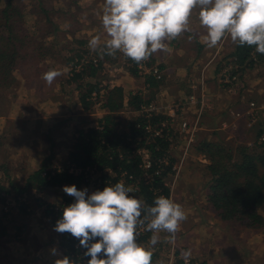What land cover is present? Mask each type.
<instances>
[{"label":"rangeland","instance_id":"374dc122","mask_svg":"<svg viewBox=\"0 0 264 264\" xmlns=\"http://www.w3.org/2000/svg\"><path fill=\"white\" fill-rule=\"evenodd\" d=\"M5 1L6 0H0V8L3 7L2 4ZM104 2L105 0H14L15 6L17 7V11L14 13L13 19L16 21L21 31L25 30L31 35V39L29 38L24 45L21 44L20 41H18V43L21 44L23 48H27L28 50L32 51L31 53L32 56L26 57L23 60L19 59L20 63L17 69L12 72V75L7 79L5 83L2 82V80L0 79V222L1 223L3 220H6L5 219L7 218L6 216H8L9 219L15 222L28 221L29 223L31 220L33 219L38 220L39 218H42L41 221L45 219L44 220L45 223L52 222L53 217L45 214L47 205L44 201H46L47 203H52V204L56 203L57 205L59 204L63 205L65 198L70 196L63 191V187L75 185V184H71V185L63 184L56 187L46 188L43 191H38L37 189H35V187L25 190L23 192L18 191L20 188H22L21 186L22 183H25L26 185L28 181L27 180L28 177H30L35 171L39 169L32 170L31 174H24V169L19 168V173H21L22 175H19V178H17L16 176L17 171L15 166H12V163L13 162L18 163L19 157L16 155L11 157V155L15 154L13 146H17V145L13 139V136L8 131L10 126L13 125V121L9 120L8 115L11 114L16 116L19 113H23L24 109L30 110L33 108H38L40 113L42 111L44 112L45 110L51 112V110L55 109V111H57L58 108H60L61 106H66L65 104H67L69 107L73 109L74 112H76V110L78 111V109L74 108L75 106L72 105L73 101L79 99L78 98L79 94L81 95L82 98L83 93L92 84H97V86L101 88L99 92H101L102 95L106 93L104 98L107 100L108 84H110L112 81L115 80L114 77L118 76L119 74H122L123 73L122 71L126 72V70L130 72L127 78H130L131 75H134L130 71V68H134L135 65L133 64V61L130 58H127L123 54L118 52L116 61L114 63L110 62L109 65L108 60L105 61L106 59L104 58V56L101 57L97 52H93L89 49L88 43L82 44L79 42V40L81 39L80 37H86L88 41L92 38L91 37L92 35L98 34L103 37L104 30L102 27V10H103ZM88 13H91L92 17L87 19L86 16L88 15ZM80 27H82V29H80ZM75 28H78V30H75ZM91 28H94L93 29L94 34L87 36V31H89ZM106 39H107L106 35L105 38H101L102 43ZM173 40L168 41L167 43L174 45ZM33 41H36V44L35 43L33 44ZM72 43H77L79 47L82 46V48L85 50L79 52L81 59L76 60V62L74 63H78L82 61L85 56H87L88 59H90L91 57H97L100 61H102L101 66H92L98 68L95 74H89L91 70L90 68L91 66H89L86 69V71L83 72V76H77L76 78L71 79L72 73H70V71L72 70L73 65H71L72 62H70L69 59L67 58L71 56L74 58L77 57V54L75 53L76 51L67 53L68 49H74L70 47V44ZM34 48H36L35 51H33ZM232 52H229V54H227V52L219 53V50H217L216 52L222 57L220 62L223 63L222 64V66H224L223 68H226L228 72L237 71L239 73V80L231 88H225L220 84L224 90L222 95H225V98L226 97L234 98L238 96L241 99H247L250 87H253V84H256L255 76H258L257 78H259V75L261 77L262 73H259V70L258 72H255L253 68L254 65L253 66L249 65L250 58L247 59L244 64H241L236 61L237 56L235 54H231ZM199 54H201V52ZM172 55H175V53H173ZM189 55L196 56L197 50L191 49V51L185 53L182 58L184 59ZM106 56L108 58V55ZM150 58L155 63L160 64L157 58L154 56V54ZM215 58L220 59L218 55H216ZM252 59L255 60L256 56L252 55ZM256 61L258 60H255V62ZM220 62L217 63L215 62L216 67L217 65H219ZM63 64H65L67 68H65ZM60 65H62V67ZM53 69L58 70L60 72L61 70H64V72H61L62 75L57 77L54 80L52 86L49 87L46 84V82L42 79V76L45 72ZM203 71L204 72L211 71L210 75H213L215 72V67H212V70L210 68L206 70L204 67L198 74L193 73L191 76H188L187 78L184 76H175V77L166 76L164 80L160 82V84L163 87H165L166 91L159 94L158 92H155L154 88H151L146 92L147 96L156 97V99L161 104H168L173 99H175L170 94L178 90L180 87H181L180 89L183 91L182 93L196 92V88H194L193 85L200 82V78L203 75L202 73ZM204 77L206 78V80H208L209 75L206 73ZM217 78L220 83V78L219 77ZM58 79H60V81H57ZM73 79L81 81V83L75 82ZM143 80L145 81V79ZM59 82L63 83V86L67 87V90L64 92L66 94L67 99H62V93H56V97L55 96L51 97L50 91L48 92L46 91L45 93L43 92L48 88H51L52 90L56 86V83ZM261 82L262 84L264 83L262 80ZM147 84L150 83L148 82ZM215 84H217V82ZM178 86L179 88L175 89V87ZM201 90H204V92H206L207 84H206V88L204 86V89L201 88ZM88 100L90 99L88 98ZM228 101L229 100H227L226 102ZM90 106L92 107V109L95 107L96 108L99 107L92 105V103H90ZM194 110L195 109H192L188 113V116L193 117L195 115ZM228 110L234 119L230 123L227 122V124L230 126H235L236 121H238V119L245 118L243 116L236 117L235 115H233V111H240V110H236L235 108L233 109L229 108ZM128 115H129L128 118L134 116L132 114H128ZM245 120H246V125L251 127L248 124V120L246 118ZM238 133L240 136L241 135L245 136V134L242 132H238ZM256 136L257 135L255 133V136H253L252 141L257 140L258 137L256 138ZM76 137H77V132H75L74 134V139H76ZM217 138L218 137H216L215 134H208L206 132H202L200 135L199 134L196 135L189 156L187 157V160L181 170L180 175H174L172 170L169 172V175H164V182L165 183L168 182L169 184V186L166 185L169 190L168 198L175 200L176 195L174 196V192L175 189L177 188L176 184H178V180L180 179V176L191 175L186 179V181H184V183L188 184V186H191L190 183H198L200 187V190L198 191L199 192L207 191L206 196L208 199L210 185L212 184L211 182L212 175L208 167L211 161L208 155L200 151L199 149L202 141H205V139L206 140L208 139L209 141L210 139H212L211 141H221L223 142L225 147L229 146V147H233L234 149L238 144H246L250 147L252 146L250 145V143H248L249 139L247 140L238 139L237 141L234 140L235 142H230L227 141L228 139L224 140L218 138L217 140ZM74 142L72 146H74ZM178 150L179 149L176 148L173 151V153H175L176 159L179 156V152H180ZM233 154L236 155V152H233ZM176 159L174 158V161ZM64 160L53 162V164L47 163L46 166L51 168L57 166V168H60L61 170H66L68 168V162H72V161L70 160V157L69 159L65 161ZM5 176L7 177L5 178ZM87 187H89V185H82L81 187L76 186L78 190H85L87 189ZM45 192L47 193L46 197L43 195ZM162 196L165 197L164 194ZM138 198L140 199L141 197L138 196ZM6 199L11 201L9 205L8 203H6ZM208 205H209V209L212 210L209 203ZM23 207L26 209L27 212L26 214L23 211ZM21 208L22 210H20ZM212 212L219 217V215L215 211L212 210ZM260 213H262V215L264 216V210H260ZM192 214L193 213H186L187 215L186 222L189 219L188 216H191ZM46 217H48L49 220H47ZM226 221H228V223L230 224L229 226L230 228L235 229V230L233 229L234 235L237 237L238 235H241L242 237H248L249 234L251 233L252 229L249 230V228H247L248 226H246L244 223H239L234 220H226ZM186 222L183 221L181 223L180 230L176 235L175 244L168 243V245H170L169 249L161 248L156 250L157 251L156 253L158 254L161 251V253L159 254L160 255L159 259L156 260L157 264H163L169 261V258L166 256L169 251L173 253L175 256L173 260V264L180 263L182 259L181 251L191 250V256L198 258L199 254L197 250H194V246L191 245L195 243L196 240H194V236L191 237V235L189 234L188 224ZM54 226L55 225L51 227L52 232L55 234V237L59 240L61 239V236L63 234L54 231ZM183 228L185 229V231L183 230ZM253 228H254L253 230L256 231L257 242L258 243L264 242V227H256V228L253 227ZM204 230L205 227L202 228V231ZM191 231H193V229H191ZM151 235L152 233L147 236V241L145 242L144 245L146 248H147V244H149V240H150L149 238L151 237ZM160 235L162 238H165L167 236L166 233H161Z\"/></svg>","mask_w":264,"mask_h":264},{"label":"crops","instance_id":"0c3cea01","mask_svg":"<svg viewBox=\"0 0 264 264\" xmlns=\"http://www.w3.org/2000/svg\"><path fill=\"white\" fill-rule=\"evenodd\" d=\"M90 17H92V14L88 13L86 18L88 19ZM190 26L193 29L192 33L186 32L177 37L173 40L174 45L168 43L169 51L167 53H155L154 56L162 65L163 69L166 70H164L165 77L184 76L187 78L193 73L198 74L204 67L206 70L209 68L212 70V67H215L213 75H210L211 71H205V74L207 73L209 75L205 94L206 100L211 108L204 111L200 129L196 134L200 135L202 132L215 134L216 137L224 140L228 139L227 141L230 142H235L238 139H249L248 143H250L255 133L257 135L260 130L261 124L264 126V83L262 84L261 82V80L264 82V57L259 58L253 64L254 71L258 72L259 70V73H262V79L260 75L259 78L255 76L256 84L250 87L248 98L241 99L238 96L225 98V95H222L224 90L217 78L218 72H220L219 70H221L223 64L220 62L222 57L216 52L219 50V53L227 52L229 54V52L233 51L231 53L233 54L237 45L231 41L230 37H226L216 47H207L203 43L204 29L199 25L198 13L195 10L192 14ZM93 29L91 28L87 31V36L94 34ZM75 30H78V28H75ZM93 36L95 35L91 37ZM80 38V43H88L86 37ZM101 38H105V34ZM77 43L70 44V47L74 49H68L67 53L73 51L79 53L83 51L82 46L79 47ZM191 49L197 50V55H189L183 59L184 54L191 51ZM200 52L201 54H199ZM173 53L175 55H172ZM117 55L118 52L115 57L108 56L107 58L104 55L105 61L108 60V64L110 62L114 63ZM216 55L220 59H216ZM215 62H220L217 67ZM60 66L62 67V65ZM63 66L67 68L65 64ZM61 72H64V70H61ZM122 72V74L114 77L115 80L108 84V88L111 89L115 86L124 88L127 97L124 100V108L119 114L127 118L129 116L128 114H130L128 111H134L129 107L128 94L134 91H141L147 95V91H144L146 83L142 78L136 75H131L130 78H127L130 72L127 70L126 72ZM73 80L81 83V81L76 79ZM57 81H60V79ZM216 82L217 84H215ZM177 88L179 86L175 87V89ZM180 88L170 95L175 99H180V97L187 94L182 93L183 91ZM66 90L67 87L59 82L56 83V86L52 90L48 88L43 92L50 91L51 97H56V93H62V99H67L64 93ZM154 90L159 94L166 91L165 87L161 84L157 88H154ZM78 98L72 104L75 106L74 108L78 109L76 112L65 104L66 106H61L57 111L55 109L51 110V112L45 110L40 113L38 108L31 107L33 109H24L23 113H19L16 116L8 115L9 120L13 121V125L10 126L8 131L13 136L17 145L13 146L15 154L11 155V157L15 155L19 157L18 163H12V166L16 168L17 178H19V175H22L19 173V168L24 169V174H31L32 170H37L44 166L47 167V163L53 164V162L69 159L73 148L72 144L75 140V132L79 129H86L87 127L97 125L99 120L109 112L104 107H95L92 109L89 106L86 108L82 104L80 94ZM227 100L229 101L226 102ZM249 100L256 101L259 106L256 123L249 127L246 125L245 118H240L238 121L235 120V126L228 125L227 122L230 123L234 120L228 109L235 108L236 110L243 111L247 108ZM238 132L244 133L245 136H240ZM189 176L191 175L180 176L174 192V196L176 195L174 201L180 204L186 213H193L191 216H188L189 219L187 222L185 220V222L188 224L189 234L191 237L194 236V240H196L195 243L190 244L194 246V250H197L199 254L198 258H201L207 264H264V242H257V235L256 231L253 230L254 228L247 227L249 230L252 229L248 237H242L241 235H238V237L235 236V229L229 227L230 224L228 221L219 218L209 209L206 196L207 191L199 192L200 187L198 183H190L191 186L184 183ZM21 186L23 188L25 183H22ZM43 195L46 197L47 193L45 192ZM23 211L25 214L27 213L24 207ZM6 217V220H3L2 223L0 222V264H55L57 259L66 257L64 249L60 245V239L58 240L52 232V222L45 223V219L41 221L42 218L38 220L33 219L29 223L28 221L15 222L9 219L8 216ZM46 218L49 220L48 217ZM203 227H205L204 231H202ZM183 230L185 231L184 228ZM147 248L153 250L156 255L153 264H157L156 260L159 259L161 251L158 254L156 250L161 248L169 249L170 245H168L165 238L161 237V240L155 246H151L149 243L147 244ZM52 249L56 250L55 255L52 254ZM166 256L169 258V261L163 264H172L175 257L174 254L169 251Z\"/></svg>","mask_w":264,"mask_h":264},{"label":"clouds","instance_id":"9594fccd","mask_svg":"<svg viewBox=\"0 0 264 264\" xmlns=\"http://www.w3.org/2000/svg\"><path fill=\"white\" fill-rule=\"evenodd\" d=\"M194 10L207 47L214 48L230 37L233 43L255 46L256 52L264 54V0H105L102 27L107 39L102 43L101 36L95 35L88 47L101 57L120 52L139 64L155 53H167L168 41L192 33ZM61 75L53 69L42 79L50 87ZM63 191L75 202L63 209L54 231L78 239L86 249L84 256L90 257L87 264H152L153 250L137 242L139 229L152 233L151 246L161 240V233L167 234V243L175 244L181 223L187 219L174 200L159 196L148 205L131 195L133 188L124 182L91 195L75 185L64 186ZM51 251L56 254L55 249ZM181 256L188 264L191 250L181 251ZM55 264L73 262L64 257Z\"/></svg>","mask_w":264,"mask_h":264},{"label":"trees","instance_id":"16d2710c","mask_svg":"<svg viewBox=\"0 0 264 264\" xmlns=\"http://www.w3.org/2000/svg\"><path fill=\"white\" fill-rule=\"evenodd\" d=\"M2 6L0 8V79L5 83L12 72L17 69L20 63L19 59L23 60L32 56V51L23 48L21 45H24L29 38L31 39V35L25 30L21 31L13 19L14 13L17 11L14 0H6ZM34 43L36 44V41H33ZM76 54V58L69 57V61L73 65L70 71L72 73L71 79L83 76V72L86 71L85 69L82 71L76 70L79 62H74L81 59L80 53L77 52ZM233 54L237 56L236 61L241 64H244L250 58V66H253L255 60L264 57V54L256 52L255 46H239L238 44ZM252 55L256 56L255 60L252 59ZM101 63L102 61L99 60L98 66H101ZM133 64L135 65L134 61ZM92 66L89 74H95L98 69ZM159 67L163 69L161 64H159ZM130 71L137 76L136 67L130 68ZM146 82L150 83V88H155L160 85L161 81L153 76H148ZM100 89L97 84H92L83 93L81 101L86 108L91 103L88 100L90 94L94 91L99 92ZM126 97L123 87L108 88L104 107L109 112L99 120L103 128L91 126L87 129H79L69 157L76 166L84 169H95L103 175L101 181L97 184L96 191H102L104 187L120 182L122 179L121 173L126 172V181L137 183L136 194L131 195L137 198L140 196V199L144 200L146 204L153 205L154 200L162 193L168 198L169 190L163 182L164 175L155 177L152 182L145 179V175L140 168L141 159L132 152L133 145L136 144L137 148L146 147L152 152L153 158L158 160L163 155L167 143L160 137H148L150 134L146 133L144 129V125L148 121L153 124L156 123L157 117L133 116L132 118H124L119 114L124 108ZM144 100L145 98L140 91L128 94V104L133 110H137ZM262 133H264V126L261 124L257 137ZM199 149L206 153L211 161L208 166L212 175V184L208 193V203L211 209L224 220H234L244 223L248 227H264V216L260 213V210H264V142L256 143L251 147L246 144H238L234 149L229 146L225 147L221 141L205 139ZM233 152H236V155ZM45 168L44 166L35 171L28 178L26 185L18 191L23 192L33 187L38 191H43L46 188L63 184H75L79 187L89 184L83 173L75 174L69 170H56L55 172L49 171L44 175ZM106 169H111L117 176H111L112 174L106 172ZM129 175H132L133 179H128ZM158 190L161 191L157 192ZM44 202L48 206H46V211H48L46 214L53 217L52 223L55 225L57 220L62 218L64 208L56 209V203ZM74 202V197L68 196L65 198L64 204L69 205ZM148 233L137 237V242L142 246L145 245L147 236L151 234ZM77 243H79V240L70 233H63L60 245L64 249L66 257L70 258L73 255L75 258L77 257L79 251L76 247ZM85 251L86 249H84ZM101 258L105 257L101 256ZM155 258L156 255L153 252L152 264L155 262Z\"/></svg>","mask_w":264,"mask_h":264},{"label":"built area","instance_id":"2783aa9c","mask_svg":"<svg viewBox=\"0 0 264 264\" xmlns=\"http://www.w3.org/2000/svg\"><path fill=\"white\" fill-rule=\"evenodd\" d=\"M135 63V67L137 69V76L147 80L148 76H153L159 81H163L165 78V72L163 69L159 67L158 63H155L151 58L147 61H143L139 64ZM98 66L99 59L97 57H91L90 59L87 56L84 57L82 61L77 64L76 70L82 71L86 70L89 66ZM222 66L220 72L218 73V77L220 78V84L225 88H231L236 82L239 80V73L228 72L226 68ZM226 69V70H225ZM203 75L200 78V82L194 84L193 87L196 88V92H191L185 94L180 99H173L168 104H161L156 97H148L144 92H141V95L145 98L144 102L140 104V107L134 111H128L130 114L136 116H144L146 118L157 117L158 120L156 123H152L148 121L147 124L144 125V129L146 133L150 134L148 137L156 138L160 137L165 140L167 143L166 149L163 152V155L156 160L153 158V154L146 147L137 148L136 144L133 145V154H137L140 159V168L145 175V179L148 182H152L156 177H162L163 175H169V172L172 170L174 175H180L181 170L189 156L190 150L192 148V144L194 139L196 138V133L200 129L201 126V118L204 111L208 108H211L210 104L206 100V94L204 92V86L206 88L207 80L204 77L205 72H202ZM150 89L149 84L145 85L144 91H148ZM198 91V92H197ZM105 93L102 95L101 92L94 91L90 94L89 99L91 100L92 105L104 107L105 104ZM105 99V100H104ZM105 108V107H104ZM194 110V116H188V113ZM259 113V106L254 100L248 101V106L243 112L241 111H233V115L236 117L243 116L248 120V124L253 126L257 119ZM133 116H131L132 118ZM97 128H103L102 124L98 123L95 125ZM264 142V133H262L256 141H251L250 145L254 146L256 143ZM178 148L180 151L179 156L176 159L175 153H173L174 149ZM174 158L176 159L174 161ZM70 172L75 174L83 173L86 177V180L89 182V187H87V194H91L96 191L98 187V182L101 181L102 176L99 171L95 169H84L82 167L76 166L73 162H68V168ZM66 169V170H67ZM60 171V168L57 166L46 167L44 171V175H46L49 171L55 172ZM108 173H111V176H117L111 169L105 170ZM120 182H124L126 186H131L133 188V192L131 194H136V182H128L126 181L127 173H121ZM128 179H133L132 175L128 176ZM164 182V178H163ZM165 185L169 186L168 182ZM114 185V184H111ZM158 190L157 192H160ZM163 193L160 195L162 196ZM8 199H6V203H10ZM68 206L67 204L56 205V209H62ZM147 235L149 234L142 227L139 229V235ZM78 248L77 257L73 255L70 256V260L73 264H87L88 257L84 256V249L80 246L79 243L76 244ZM173 264V263H172ZM179 264H185V260L182 257ZM188 264H207L204 260L200 258H196L191 256L188 259Z\"/></svg>","mask_w":264,"mask_h":264}]
</instances>
